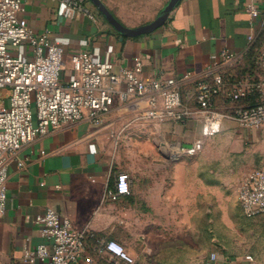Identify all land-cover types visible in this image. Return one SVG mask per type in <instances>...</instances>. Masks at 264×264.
Returning <instances> with one entry per match:
<instances>
[{
    "label": "crops",
    "instance_id": "obj_1",
    "mask_svg": "<svg viewBox=\"0 0 264 264\" xmlns=\"http://www.w3.org/2000/svg\"><path fill=\"white\" fill-rule=\"evenodd\" d=\"M64 1L23 0L24 17L36 34L50 29L53 37L69 39L64 83L72 72L70 54L81 49L99 51L115 74L141 58L147 79L185 72L199 77L214 54L242 51L252 32L246 10L252 0H182L162 27L136 37L118 33L91 0L81 2L74 19L61 16ZM101 1L128 28L153 22L169 2ZM257 1L264 9V0ZM254 69L246 59L224 71L232 79ZM147 110L145 101L118 103L102 126L69 123L24 146L9 169L0 264H46L34 250L49 243L35 222L47 208L77 229L91 228L120 242L133 264H211L213 254L216 264H264V215L245 216L238 195L243 177L264 165V126L244 128L225 120L222 133L207 139L202 152L174 160L171 146L192 145L202 136V124L141 118ZM127 145L133 146L131 194L105 199L124 168L121 153ZM95 245L92 241L76 264H115Z\"/></svg>",
    "mask_w": 264,
    "mask_h": 264
},
{
    "label": "built area",
    "instance_id": "obj_2",
    "mask_svg": "<svg viewBox=\"0 0 264 264\" xmlns=\"http://www.w3.org/2000/svg\"><path fill=\"white\" fill-rule=\"evenodd\" d=\"M83 1L65 0L59 15L74 19ZM259 3L252 0L246 8L252 25L247 46L239 52L214 54L199 77L185 72L147 79L141 58L115 74L111 61L99 51L81 49L70 54L72 72L64 83L69 39L53 37L50 29L36 34L24 17L23 0H0V218L7 210L9 169L24 146L69 123L102 126L118 103L145 101L148 110L140 117L154 122L197 120L202 124V136L192 145L171 146L174 160L202 152L207 139L222 133L225 120L244 128L264 126V9ZM81 44L87 46L88 42ZM252 54L254 70L226 77L225 68L239 66ZM244 100L251 103L241 105ZM18 166L23 169L24 161ZM130 194V176L122 171L105 199L117 201ZM238 195L245 216L264 215V165L243 177ZM35 222L42 226L49 243L38 245L34 255L46 264H76L92 241L96 251L111 254L115 264L135 262L120 242L99 237L91 228L77 229L53 208H47ZM217 258L213 254L211 264Z\"/></svg>",
    "mask_w": 264,
    "mask_h": 264
},
{
    "label": "water",
    "instance_id": "obj_3",
    "mask_svg": "<svg viewBox=\"0 0 264 264\" xmlns=\"http://www.w3.org/2000/svg\"><path fill=\"white\" fill-rule=\"evenodd\" d=\"M102 13V15L107 19V21L113 26V28L125 37H136L144 34H150L160 27H162L170 17V14L178 6L182 0H169V2L164 6L159 16L153 22L137 27L128 28L123 25L102 3L101 0H91Z\"/></svg>",
    "mask_w": 264,
    "mask_h": 264
},
{
    "label": "rangeland",
    "instance_id": "obj_4",
    "mask_svg": "<svg viewBox=\"0 0 264 264\" xmlns=\"http://www.w3.org/2000/svg\"><path fill=\"white\" fill-rule=\"evenodd\" d=\"M122 153H121V161L123 164V169L122 171L127 172L130 176L131 181L133 180L132 176V168H133V157H132V151H133V146L127 145V146H122ZM132 183V182H131Z\"/></svg>",
    "mask_w": 264,
    "mask_h": 264
},
{
    "label": "trees",
    "instance_id": "obj_5",
    "mask_svg": "<svg viewBox=\"0 0 264 264\" xmlns=\"http://www.w3.org/2000/svg\"><path fill=\"white\" fill-rule=\"evenodd\" d=\"M248 60L251 61V63H253V54H252V56H250V57L248 58Z\"/></svg>",
    "mask_w": 264,
    "mask_h": 264
}]
</instances>
